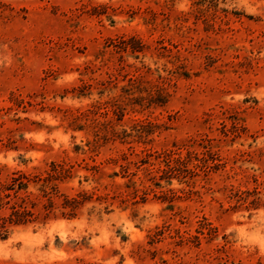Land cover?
Instances as JSON below:
<instances>
[{
	"label": "rangeland",
	"instance_id": "1",
	"mask_svg": "<svg viewBox=\"0 0 264 264\" xmlns=\"http://www.w3.org/2000/svg\"><path fill=\"white\" fill-rule=\"evenodd\" d=\"M0 264H264V0H0Z\"/></svg>",
	"mask_w": 264,
	"mask_h": 264
}]
</instances>
